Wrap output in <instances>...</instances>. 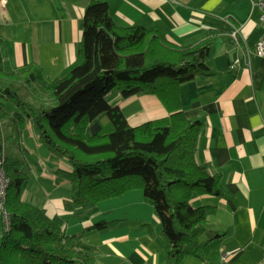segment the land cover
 <instances>
[{"label":"crops","instance_id":"0c3cea01","mask_svg":"<svg viewBox=\"0 0 264 264\" xmlns=\"http://www.w3.org/2000/svg\"><path fill=\"white\" fill-rule=\"evenodd\" d=\"M90 1L0 0V36L7 42V63L11 67L33 63L47 78L58 76L76 59L81 18ZM106 1L119 25H158L178 45L210 40V72L182 82L179 94L184 115L201 121L196 162L218 175L222 191L202 194L193 204L214 205V211L198 236L196 253L181 260L185 257L195 264L260 260L264 256V56L257 53L256 43L264 25L257 0ZM240 23L237 43L230 30ZM110 102L119 104L131 125L164 122L168 115L153 94L125 97L117 92L110 95ZM5 119L8 123V116ZM10 121L2 127V147L21 159L28 174L21 197L50 217H62L63 230L76 234V249L87 256L75 264L174 263L168 261L166 239L157 231L155 210H143L149 201L142 190L129 189L102 200L93 211L73 205L71 183L63 174L70 171L71 162L50 149H45V156L37 153L31 158L25 137L36 146L44 144L32 120L26 131L23 127L18 132ZM7 130L15 136L9 148ZM99 220L106 225L94 227Z\"/></svg>","mask_w":264,"mask_h":264},{"label":"trees","instance_id":"16d2710c","mask_svg":"<svg viewBox=\"0 0 264 264\" xmlns=\"http://www.w3.org/2000/svg\"><path fill=\"white\" fill-rule=\"evenodd\" d=\"M81 27L76 59L52 79L33 63L11 67L0 36V149L10 118L18 132L24 116L31 117L40 141L72 164L63 174L73 205L93 211L102 200L141 186L166 239L168 261H179L196 253L214 211V205L194 206L190 197L222 191L218 175L196 162L201 121L184 115L179 94L182 82L210 72L211 42L178 45L158 25H119L106 0L87 4ZM117 92L153 94L168 115L164 122L131 125L119 104L110 102ZM7 102L16 106L11 114ZM3 154L9 226L0 222V264H75L86 257L76 249V234L63 230L62 217L21 197L28 174L19 157ZM105 225L99 220L93 226Z\"/></svg>","mask_w":264,"mask_h":264},{"label":"built area","instance_id":"2783aa9c","mask_svg":"<svg viewBox=\"0 0 264 264\" xmlns=\"http://www.w3.org/2000/svg\"><path fill=\"white\" fill-rule=\"evenodd\" d=\"M258 5L261 9L260 20L264 25V0H257ZM240 27L239 25H232L230 30L231 37L238 43L241 35H240ZM257 53L260 56H264V30L256 43ZM3 147L0 149V222H3L5 227L8 228L9 224V216L6 208V199H7V189L10 183V178L6 173L4 167V154ZM252 264H264V256Z\"/></svg>","mask_w":264,"mask_h":264},{"label":"rangeland","instance_id":"374dc122","mask_svg":"<svg viewBox=\"0 0 264 264\" xmlns=\"http://www.w3.org/2000/svg\"><path fill=\"white\" fill-rule=\"evenodd\" d=\"M6 108L9 110V111H11V110H13V109H15L16 108V106L13 104V103H11V102H7L6 103ZM32 119H31V117H29V116H24V118L22 119V128L26 131V129L29 127V124H30V121H31ZM7 136H6V140L8 141V148H9V146H11V145H13V142L15 141V136H14V134H10L9 133V130H7ZM26 132H24V134H25ZM26 138V141L28 142V145L30 146V153H29V155L31 156V158H33V156L34 155H36L37 156V153L38 154H40V155H43V156H45L46 154H47V152L45 151V149H48L47 148V146L46 145H39V146H36V145H34L33 144V142H32V140H30V139H28V137L26 136L25 137ZM12 147V146H11ZM46 147V148H45ZM47 151H49V150H47ZM136 189V190H135ZM131 190H135V192H138V191H140L141 192V186H136V187H134V188H132ZM134 192V195H136V193ZM124 194V193H123ZM122 194V195H123ZM197 195H199V196H197ZM202 194H195V195H193L192 197H190V202H191V204H195L196 202H198V199H202L201 197H204V196H201ZM204 195H206V194H204ZM116 197V196H115ZM199 197V198H198ZM143 210H145V211H147L148 213H154V209H153V204L151 203V202H149L148 203V206H146V207H144L143 208ZM157 231L159 232L160 231V233H161V226H160V224L158 223V226H157ZM172 264H195V263H193V262H190V260H188V258H183V260H179V261H176V262H174V263H172Z\"/></svg>","mask_w":264,"mask_h":264}]
</instances>
